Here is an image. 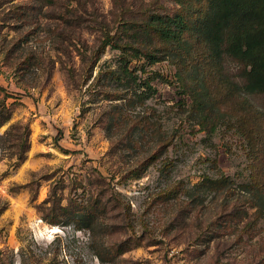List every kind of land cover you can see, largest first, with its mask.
I'll return each mask as SVG.
<instances>
[{"label": "rangeland", "instance_id": "374dc122", "mask_svg": "<svg viewBox=\"0 0 264 264\" xmlns=\"http://www.w3.org/2000/svg\"><path fill=\"white\" fill-rule=\"evenodd\" d=\"M3 1L0 264H264V94L242 90L244 65L224 55L222 74L238 87L204 120L198 84L170 59L132 60L139 82L168 79L151 80L150 92L111 77L120 51H100L152 14L205 5ZM146 41L136 46L162 47ZM190 51L188 69L206 64L201 41ZM135 91L144 103L130 101Z\"/></svg>", "mask_w": 264, "mask_h": 264}, {"label": "trees", "instance_id": "16d2710c", "mask_svg": "<svg viewBox=\"0 0 264 264\" xmlns=\"http://www.w3.org/2000/svg\"><path fill=\"white\" fill-rule=\"evenodd\" d=\"M193 1L205 6L197 10H191L188 6L174 15L152 14L145 27L133 31L129 41L126 38L107 35L101 44L100 51H105L109 46L120 51L119 68L109 72L111 77L118 81L125 80L129 84L133 83L138 89L146 88L150 92H154L151 80L167 83L168 79L154 72L152 77L139 82L138 71L130 67L132 60L144 57L150 65H154L170 59L179 67L178 74L182 80L187 78L194 82V85L198 84L199 93L197 92L194 98V106L205 114L202 118L206 120L208 119L206 111L210 112L219 101L232 96L234 89L238 87L224 76V72L222 74L224 55L231 56L244 65V83L241 88L246 94H264V0ZM2 2L4 1L0 0V5ZM179 3L183 6L189 5L186 0H179ZM20 8L21 6L16 9ZM127 31L132 29L128 28ZM143 36L149 40L146 41L147 43L152 44L156 39L162 47L155 49L157 51L154 53L141 50L136 45ZM193 41L203 43L208 61L206 64L205 62L195 65L190 63V69H188L187 60L192 55L190 49ZM181 66H184L183 69ZM211 73L216 75V81L213 83L208 81ZM129 90L134 89L130 87ZM0 91L4 92L5 89L0 87ZM146 95V93L138 94L135 91L130 101L144 103L147 99ZM1 106L0 127L9 120L10 116L7 107ZM25 146L26 142L21 141L18 153L20 160L24 159L27 151ZM251 175L253 188L256 190L262 188V179L258 173L253 171ZM212 182L206 179L201 184Z\"/></svg>", "mask_w": 264, "mask_h": 264}, {"label": "bare ground", "instance_id": "6f19581e", "mask_svg": "<svg viewBox=\"0 0 264 264\" xmlns=\"http://www.w3.org/2000/svg\"><path fill=\"white\" fill-rule=\"evenodd\" d=\"M53 229H54V228H53ZM53 229H50V230L54 231Z\"/></svg>", "mask_w": 264, "mask_h": 264}]
</instances>
